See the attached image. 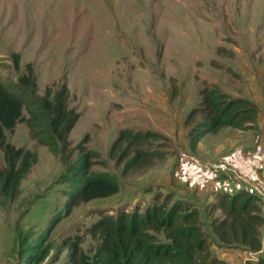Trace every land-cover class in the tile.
Here are the masks:
<instances>
[{
    "label": "rangeland",
    "instance_id": "rangeland-1",
    "mask_svg": "<svg viewBox=\"0 0 264 264\" xmlns=\"http://www.w3.org/2000/svg\"><path fill=\"white\" fill-rule=\"evenodd\" d=\"M28 66L35 75L34 92L21 81ZM257 74L264 78V0H0V83L25 101L26 119L47 90L52 99L67 85L69 109L80 116L67 146L53 133L48 140L56 145H41L26 122L7 131L8 143L37 152L39 159L19 196L0 199V264H28L35 246L49 250L41 264H73L77 238L78 254L93 259L98 244L88 234L93 224L121 211L144 210L157 196L160 202L170 196V206L187 202L206 229L223 216L212 209L221 194L207 196L198 210L196 199L171 196L174 191L156 185L175 171L186 151H194L184 141L203 118L197 114L191 125L186 121L200 108L201 91L206 86L248 90V79ZM188 101L191 108L185 109ZM164 102L185 109L183 125L161 123ZM127 104L133 107L130 118L120 115L129 110ZM119 128L141 138L151 134L140 148L147 158L139 165L127 166L137 145L119 162L131 140L111 157ZM81 144L100 154L91 171L114 175L121 191L67 211L74 188L70 170L81 158ZM5 168L0 149V171ZM260 232L264 241V227ZM232 263L244 264L239 257ZM245 264H264V252Z\"/></svg>",
    "mask_w": 264,
    "mask_h": 264
},
{
    "label": "trees",
    "instance_id": "trees-1",
    "mask_svg": "<svg viewBox=\"0 0 264 264\" xmlns=\"http://www.w3.org/2000/svg\"><path fill=\"white\" fill-rule=\"evenodd\" d=\"M18 57V56H17ZM18 58L16 67L19 68ZM28 76L21 81L37 90L35 75L28 66ZM70 92L64 85L51 99L47 90L42 104L26 119L23 110L26 105L20 97L9 92L0 83V149L4 154L6 168L0 171V199L17 198L23 180L38 163L39 155L35 151L18 149L8 143L7 131H14L19 123L26 122L33 139L41 145L54 147L49 143L52 134L68 145V137L78 123L80 116L68 106ZM259 109L255 103L245 98H234L225 94L216 86H206L201 91L200 108L193 110L187 124L191 125L196 115H201L202 123L191 128L190 147L192 150L208 133L220 129H252ZM36 126L41 130L36 131ZM49 133L44 137L45 133ZM150 133L141 138L140 134H131L128 129L120 132L114 142L110 155L114 157L129 140V145L119 157L125 159L131 145L141 148L150 137ZM143 142V143H142ZM83 144L79 146L82 149ZM136 151L127 166L139 165L147 157L142 149ZM98 152L83 150L80 160L70 170L73 192L68 194L67 211L92 201L118 195L121 191L119 180L109 173H93V158ZM151 156V155H150ZM149 156V157H150ZM154 156V155H152ZM69 177V176H68ZM171 192L170 195H175ZM171 197L160 202L159 196L152 204L134 212L121 211L117 216L107 215L88 229V234L97 241L95 256L91 259L84 253L78 254L79 238L72 244L73 264H227L216 257L211 249L213 244L219 247L245 249L253 253L262 250L261 229L264 227V215L258 198L249 192L235 196L226 193L219 196L213 210H221L223 216L214 218L206 227L201 214L187 202L179 200L170 206ZM49 255V250L35 246L28 258V264H41Z\"/></svg>",
    "mask_w": 264,
    "mask_h": 264
},
{
    "label": "crops",
    "instance_id": "crops-1",
    "mask_svg": "<svg viewBox=\"0 0 264 264\" xmlns=\"http://www.w3.org/2000/svg\"><path fill=\"white\" fill-rule=\"evenodd\" d=\"M260 78V74H257L248 79V90H222L231 97L245 98L257 105L259 112L253 128L240 130L225 127L216 133L206 134L194 151L187 153L185 150L186 155L184 156L190 158L194 163H184L181 158L175 171L173 170L170 176L163 177L164 181L156 185L160 190L174 191L185 197L186 200H190L191 197L196 199L199 201L195 205L198 210L204 208L203 200H206L207 196L211 194L226 193L235 196L241 192H249L258 198L264 215V168L250 159L252 152L259 147H264V78ZM178 92L180 90H176V93ZM196 94L199 97L200 90ZM129 99L134 100L133 98ZM148 100L151 101L150 96ZM182 102L183 100H181ZM185 103L187 105L184 108H189L191 102ZM127 105L130 107L129 104ZM126 110L127 112L123 111L120 115L130 118V110H133V107H130L129 110L126 108ZM184 110L182 107L172 109L168 103L164 102L159 110V120L164 126L176 123L180 127L185 121ZM116 118H118V114ZM120 121L121 125H128L126 120ZM121 130L122 128H119L118 132L120 133ZM188 143H190L188 139L184 141V144L188 145ZM219 211L222 213L221 210ZM262 242L264 249V241ZM211 249L216 257L227 264H233L232 261L238 257L245 264L247 261L253 260L255 255L264 252L261 250L262 252L253 253L245 249L219 247L217 244H213Z\"/></svg>",
    "mask_w": 264,
    "mask_h": 264
},
{
    "label": "built area",
    "instance_id": "built-area-1",
    "mask_svg": "<svg viewBox=\"0 0 264 264\" xmlns=\"http://www.w3.org/2000/svg\"><path fill=\"white\" fill-rule=\"evenodd\" d=\"M250 159L253 162L260 164L264 168V147L257 148L254 152H252ZM182 161L185 163L191 162V160L182 155ZM192 163V162H191Z\"/></svg>",
    "mask_w": 264,
    "mask_h": 264
}]
</instances>
